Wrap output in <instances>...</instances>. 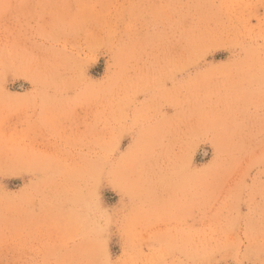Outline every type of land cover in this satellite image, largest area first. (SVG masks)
Wrapping results in <instances>:
<instances>
[{"label":"rangeland","instance_id":"rangeland-1","mask_svg":"<svg viewBox=\"0 0 264 264\" xmlns=\"http://www.w3.org/2000/svg\"><path fill=\"white\" fill-rule=\"evenodd\" d=\"M0 264H264V0H0Z\"/></svg>","mask_w":264,"mask_h":264}]
</instances>
